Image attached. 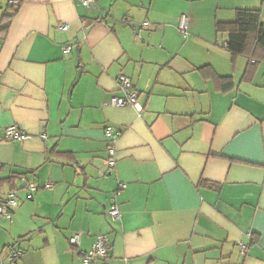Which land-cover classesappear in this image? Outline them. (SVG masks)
<instances>
[{"label":"crops","instance_id":"0c3cea01","mask_svg":"<svg viewBox=\"0 0 264 264\" xmlns=\"http://www.w3.org/2000/svg\"><path fill=\"white\" fill-rule=\"evenodd\" d=\"M94 1L0 0V264H81L75 233L94 264H264V52L217 30L264 0Z\"/></svg>","mask_w":264,"mask_h":264},{"label":"built area","instance_id":"2783aa9c","mask_svg":"<svg viewBox=\"0 0 264 264\" xmlns=\"http://www.w3.org/2000/svg\"><path fill=\"white\" fill-rule=\"evenodd\" d=\"M81 2L84 4L86 8H91L95 6L94 0H81ZM188 17L185 15H182L179 18L177 30L179 34L186 37L188 35ZM143 25H146L144 23ZM60 30H65L66 26H60ZM117 85L119 87V90L122 92V97H112L110 100V106L116 107V108H122L125 106H132V107H138V101L136 94L131 89V81L129 78H127L124 75H120L117 80ZM106 135L109 138H115L117 133L114 132L111 128L106 129ZM3 139L5 141H13V142H24L28 139H31V134L23 130L22 128L16 126V125H9L6 128L3 129ZM112 141L110 140L108 145V154L110 156V159L107 160L106 165L108 169H112L114 162H113V155H114V149L111 145ZM123 187V185H120ZM50 186H48L49 188ZM28 195L27 198L29 200L32 199V193L37 190V187L34 184H29L27 187ZM18 206V201L15 197V192L11 191L8 193L6 199L4 202L0 204V217L8 218L10 217L11 210L16 208ZM107 215L113 219L116 220L119 217V211L115 204H111L109 208L107 209ZM250 236V234H248ZM69 244L74 247L77 252L81 256V264H94L96 261L100 259H104L107 255V235L100 234L96 237L95 241L93 242L91 248L87 251H82L80 249L79 244V234L75 233L73 234L69 240ZM248 246L243 243H239V249L240 254L244 255L247 251ZM19 253L18 252H11L7 256V262L13 263L18 258Z\"/></svg>","mask_w":264,"mask_h":264},{"label":"trees","instance_id":"16d2710c","mask_svg":"<svg viewBox=\"0 0 264 264\" xmlns=\"http://www.w3.org/2000/svg\"><path fill=\"white\" fill-rule=\"evenodd\" d=\"M217 30L227 32L225 48L232 54L244 53L251 45L264 52V23L260 21L259 10L238 9L234 21L218 25Z\"/></svg>","mask_w":264,"mask_h":264},{"label":"water","instance_id":"95a60500","mask_svg":"<svg viewBox=\"0 0 264 264\" xmlns=\"http://www.w3.org/2000/svg\"><path fill=\"white\" fill-rule=\"evenodd\" d=\"M23 185H25V183H23Z\"/></svg>","mask_w":264,"mask_h":264}]
</instances>
